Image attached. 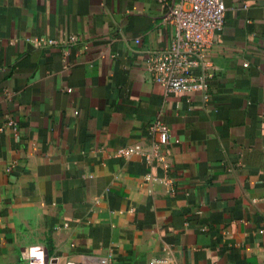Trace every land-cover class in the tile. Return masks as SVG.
I'll return each instance as SVG.
<instances>
[{
    "label": "crops",
    "instance_id": "crops-1",
    "mask_svg": "<svg viewBox=\"0 0 264 264\" xmlns=\"http://www.w3.org/2000/svg\"><path fill=\"white\" fill-rule=\"evenodd\" d=\"M177 2L0 0V264H264V0H225L208 98L147 68Z\"/></svg>",
    "mask_w": 264,
    "mask_h": 264
},
{
    "label": "built area",
    "instance_id": "built-area-1",
    "mask_svg": "<svg viewBox=\"0 0 264 264\" xmlns=\"http://www.w3.org/2000/svg\"><path fill=\"white\" fill-rule=\"evenodd\" d=\"M159 1L166 6L167 0ZM226 12L225 0H179L169 7L163 22L174 30L171 45L166 49L151 52L147 59V68L154 81L162 85L167 92H201L208 98L214 72L207 52L214 43L215 35L224 28ZM36 43L47 46L58 42L39 37ZM8 123L13 124L14 121L10 120ZM150 129L156 137L157 146L168 144L175 139L163 121L155 122ZM136 148L139 149V146ZM110 262V257L107 256L101 258L99 264ZM151 264H154V261Z\"/></svg>",
    "mask_w": 264,
    "mask_h": 264
}]
</instances>
